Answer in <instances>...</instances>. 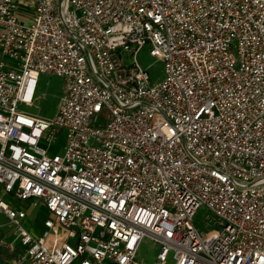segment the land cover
I'll use <instances>...</instances> for the list:
<instances>
[{
	"label": "built area",
	"instance_id": "2783aa9c",
	"mask_svg": "<svg viewBox=\"0 0 264 264\" xmlns=\"http://www.w3.org/2000/svg\"><path fill=\"white\" fill-rule=\"evenodd\" d=\"M42 75L53 121L20 109ZM0 186L54 217L37 238L0 199L7 264H142L146 238L152 264H264V0H0Z\"/></svg>",
	"mask_w": 264,
	"mask_h": 264
},
{
	"label": "rangeland",
	"instance_id": "374dc122",
	"mask_svg": "<svg viewBox=\"0 0 264 264\" xmlns=\"http://www.w3.org/2000/svg\"><path fill=\"white\" fill-rule=\"evenodd\" d=\"M151 45L145 46L141 52L137 55V61L139 65L149 71L152 84L161 82L165 78V65L157 61L150 54ZM124 61L127 65H131L133 58L128 53H124ZM64 94V82L61 78L51 75H42L39 77L37 85L36 100L32 106L22 105L20 109L33 116L53 121L55 120L61 98ZM67 145V133L62 131L58 136L57 141L52 144L42 143L41 147L46 149L50 156L60 155L63 156ZM0 199L14 206L17 209H21L27 212V219L21 221V225L24 229L29 231L35 237L39 238L43 235L46 228L44 227L45 221L48 219H54V217L48 212L46 207L40 202L36 205L33 201L22 202L15 197L3 192L0 186ZM210 212L206 207H202L194 218V225L201 231L209 232L216 228H210L207 226V217ZM16 232V226L12 224L3 215L0 216V234L6 239L10 238ZM70 244L75 245L73 239L70 240ZM158 253V245L151 239L146 238L139 250L137 260L142 264H152L156 260ZM4 256V255H3ZM3 256H0V264H7L3 262ZM78 264V261L75 263ZM167 264H175L172 254L168 257Z\"/></svg>",
	"mask_w": 264,
	"mask_h": 264
}]
</instances>
